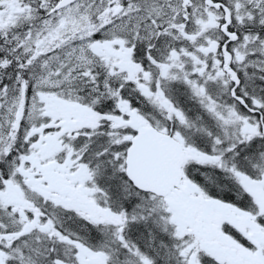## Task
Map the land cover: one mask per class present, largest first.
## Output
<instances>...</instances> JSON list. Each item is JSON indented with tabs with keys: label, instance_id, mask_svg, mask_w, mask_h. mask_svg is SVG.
I'll return each mask as SVG.
<instances>
[{
	"label": "snow or ice",
	"instance_id": "6c2138e0",
	"mask_svg": "<svg viewBox=\"0 0 264 264\" xmlns=\"http://www.w3.org/2000/svg\"><path fill=\"white\" fill-rule=\"evenodd\" d=\"M0 264H264V0H0Z\"/></svg>",
	"mask_w": 264,
	"mask_h": 264
}]
</instances>
